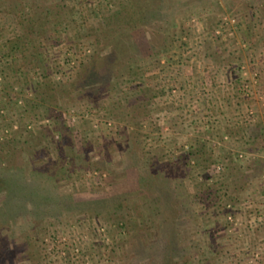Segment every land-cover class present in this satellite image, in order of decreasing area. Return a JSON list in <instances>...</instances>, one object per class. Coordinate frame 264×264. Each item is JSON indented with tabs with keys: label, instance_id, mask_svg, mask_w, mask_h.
<instances>
[{
	"label": "rangeland",
	"instance_id": "rangeland-1",
	"mask_svg": "<svg viewBox=\"0 0 264 264\" xmlns=\"http://www.w3.org/2000/svg\"><path fill=\"white\" fill-rule=\"evenodd\" d=\"M133 1L0 0L1 264H264V0Z\"/></svg>",
	"mask_w": 264,
	"mask_h": 264
},
{
	"label": "trees",
	"instance_id": "trees-1",
	"mask_svg": "<svg viewBox=\"0 0 264 264\" xmlns=\"http://www.w3.org/2000/svg\"><path fill=\"white\" fill-rule=\"evenodd\" d=\"M135 4V13H136V20L137 23L140 25H149L152 22L155 23V21L159 18L164 17V14L160 9H157L154 4L156 0H134ZM94 15L97 16L100 20L103 21H109V20H117L121 21L120 24H117L119 28H122L124 26H127L130 24V20L128 21V16H124V11L122 8L120 9H113L109 12L108 15H101L100 11H94ZM123 17V18H122ZM125 18V19H124ZM122 19V20H121ZM112 51L111 55L114 58V60L120 59V57L130 49V46L126 42V40L131 41L130 44H133L134 39L131 37V35H127L122 33L112 36ZM133 46V45H132ZM106 58L98 55L97 57H94V59L89 63V65L83 69V72L80 74V77L78 78L79 81L75 83L77 86L79 85L84 90H88V88H92L97 81V76L102 75L105 73V71L109 67V63L105 62ZM81 81V82H80ZM80 84H79V83ZM39 191V189H38ZM35 189V192H38ZM24 193H26L28 196L33 193L32 189L25 188L23 190ZM2 263V260L0 259V264Z\"/></svg>",
	"mask_w": 264,
	"mask_h": 264
}]
</instances>
